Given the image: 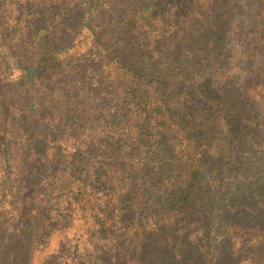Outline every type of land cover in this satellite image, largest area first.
I'll use <instances>...</instances> for the list:
<instances>
[{
  "label": "trees",
  "instance_id": "obj_1",
  "mask_svg": "<svg viewBox=\"0 0 264 264\" xmlns=\"http://www.w3.org/2000/svg\"><path fill=\"white\" fill-rule=\"evenodd\" d=\"M263 111L264 0H0V264H264Z\"/></svg>",
  "mask_w": 264,
  "mask_h": 264
},
{
  "label": "rangeland",
  "instance_id": "obj_2",
  "mask_svg": "<svg viewBox=\"0 0 264 264\" xmlns=\"http://www.w3.org/2000/svg\"><path fill=\"white\" fill-rule=\"evenodd\" d=\"M257 59V58H256ZM257 65H260L261 64V59L260 58H258L257 60ZM263 114H264V111H263ZM264 130V129H263ZM264 134V133H263ZM260 135H262V134H260Z\"/></svg>",
  "mask_w": 264,
  "mask_h": 264
}]
</instances>
